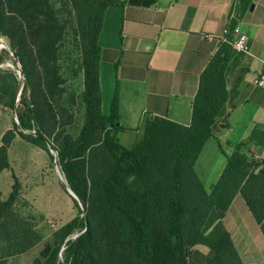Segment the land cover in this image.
Returning a JSON list of instances; mask_svg holds the SVG:
<instances>
[{"label":"trees","instance_id":"1","mask_svg":"<svg viewBox=\"0 0 264 264\" xmlns=\"http://www.w3.org/2000/svg\"><path fill=\"white\" fill-rule=\"evenodd\" d=\"M67 1L79 40L82 90L76 96L82 118L78 129L76 96L66 89L60 66L66 25L52 1L0 0V32L24 77L26 107L18 115L19 125L35 130L34 135L7 131L1 137L0 174L9 169L7 150L15 135L48 151L53 162L52 150L77 198L71 196L74 206L84 214L60 227L34 264H59L63 246L65 264H243L222 219L239 195L264 238V161L246 156L245 143L235 145L225 155V167L209 192L195 171L218 120L226 118L225 68L231 48L220 47L201 74L188 126L149 117L142 134L126 148L117 139L118 132L128 129L117 125L116 96L110 112H102L98 46L106 10L123 4ZM251 1L239 0L241 8L245 10ZM3 62L0 55V105L11 108L18 77L3 68ZM218 148L223 153L221 145ZM20 195L15 181L9 197L0 196V264L40 240L15 211L18 201L27 205ZM197 245L207 247L208 254L194 250Z\"/></svg>","mask_w":264,"mask_h":264},{"label":"crops","instance_id":"2","mask_svg":"<svg viewBox=\"0 0 264 264\" xmlns=\"http://www.w3.org/2000/svg\"><path fill=\"white\" fill-rule=\"evenodd\" d=\"M118 1L123 5L106 10L98 37L102 112H110L116 96L120 125L128 129L117 133L118 141L130 148L149 117L190 124L200 76L226 45L206 37L220 35L234 13L248 35L249 53L229 54L226 118L218 120L216 133L206 141L195 171L209 192L225 167V155H230L235 145L245 143L246 156L264 161V90L253 83L264 60V0H252L245 10L239 0ZM236 197L222 219L231 238L234 224L229 212ZM243 234L242 250L260 260L247 231ZM234 246L244 264L242 252Z\"/></svg>","mask_w":264,"mask_h":264},{"label":"rangeland","instance_id":"3","mask_svg":"<svg viewBox=\"0 0 264 264\" xmlns=\"http://www.w3.org/2000/svg\"><path fill=\"white\" fill-rule=\"evenodd\" d=\"M51 1L60 19L66 25L67 43L65 44V50H63L60 61L61 74L66 79L65 87L68 92H74L75 96H79L82 86L80 72H78L80 57L78 49L79 40L76 33L74 14L67 0ZM4 40L8 45L7 39L4 38ZM10 51L12 52L11 49ZM0 55L3 56L4 62L2 65L7 62L13 65L14 61L7 53L1 50ZM3 68L8 71L12 69L8 66H3ZM22 87L21 85L18 97L13 101L11 108L0 105V140L7 131L31 135L26 132L29 130V127L24 129L19 125L18 115L26 107V104L23 102ZM75 100L74 111L78 129L82 116L77 111L80 106L77 96ZM75 130L76 125L73 128V131ZM7 155L9 169L0 174L1 199L6 200L9 197L12 186L17 181L19 192L21 193L20 196H22L21 199L27 205L18 201L14 207L15 211L25 222L32 225L37 231L40 240L27 252L8 258L6 264H34L44 245L53 241L54 234L57 233L59 228L71 222L76 215H79V218L82 219L84 214L77 212L64 182L60 181L55 169L54 154H52L54 157L52 162L48 151L27 143L15 135L7 150ZM236 198L237 200L231 212H229L234 224L232 228V240L240 252H242L241 256L244 264H264V239L241 197L238 196ZM241 230L243 233L247 231L249 238L254 242V247L256 248L254 249L261 256L260 260L257 261L252 254L242 250L244 234ZM76 232L74 231L73 233ZM193 249L203 255H207L209 252V249L202 245H197ZM64 250L65 248L60 249L59 264H65L66 252Z\"/></svg>","mask_w":264,"mask_h":264},{"label":"built area","instance_id":"4","mask_svg":"<svg viewBox=\"0 0 264 264\" xmlns=\"http://www.w3.org/2000/svg\"><path fill=\"white\" fill-rule=\"evenodd\" d=\"M206 38L208 39H220L224 44H227L231 50L234 53H242V54H248V35L242 31L240 24L237 21V18L235 16L234 13H232L228 19V22L226 23V25L224 26L222 32L220 35L218 36H213V35H209ZM14 65V63H13ZM12 65V63L7 62L6 64H4V66H8L11 71H13L16 76L18 77V84L20 83V76L18 74V71L16 69V66L14 68V66ZM16 72H15V70ZM254 85L263 89L264 90V60L261 62V69L256 77V79L254 80ZM20 89H18L19 91ZM18 91L16 93L15 99L18 97ZM14 99V100H15ZM28 134L34 135L35 134V130L34 129H30L26 131ZM52 154H54L55 159L57 158V154L56 152L52 151ZM77 236L73 235L71 236L69 239H75ZM67 241V240H66ZM65 246L62 247V249H64Z\"/></svg>","mask_w":264,"mask_h":264},{"label":"water","instance_id":"5","mask_svg":"<svg viewBox=\"0 0 264 264\" xmlns=\"http://www.w3.org/2000/svg\"><path fill=\"white\" fill-rule=\"evenodd\" d=\"M4 38H5L4 35L0 32V51L3 50L14 61L15 66H16L17 71H18V74L20 76V83L18 84V89H20V86L21 85L23 86V83H24V77H23V74H22L21 66H20V63L18 62L17 58L14 56L13 52L10 51V49H9L6 41L4 40ZM117 125H120V124H117ZM50 152H51V150H50ZM55 169H56L61 181L64 182V184L66 186V190L68 191V193L74 199H77L75 194L70 190V188L67 186V184H66V182L64 180L63 174H62V172L60 170V165H59V162H58V158L55 159Z\"/></svg>","mask_w":264,"mask_h":264}]
</instances>
